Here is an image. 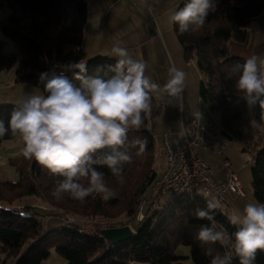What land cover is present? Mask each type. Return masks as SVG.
Here are the masks:
<instances>
[{
    "label": "trees",
    "instance_id": "trees-1",
    "mask_svg": "<svg viewBox=\"0 0 264 264\" xmlns=\"http://www.w3.org/2000/svg\"><path fill=\"white\" fill-rule=\"evenodd\" d=\"M188 2L180 0L176 11ZM0 7L8 10L0 30L18 53V57L4 55L0 42V73L14 67L15 84L28 85L46 94L40 74L59 75V66L70 61L86 63L84 75L88 78L107 79L112 75L109 66L116 63L115 59L101 55L84 57L83 26L88 12L85 0H0ZM263 12L264 0H212L204 25L195 31L181 34L178 25L172 22L184 59H196L200 75L199 98L210 112L219 115V133L228 139L240 137L241 110L229 107L225 99L227 96L243 97L236 88L239 73L233 69L246 61L229 53L228 42L243 43L250 21ZM229 73H232L231 78ZM64 75L74 85H80L72 72ZM18 106H0V119L6 126L11 112ZM159 114L160 107L152 97L150 114L144 116L138 130L128 133L129 142L139 139L146 143L143 151L139 145L128 147L132 160L123 165V183L107 167L98 169L104 173L106 185L116 192L115 197L107 201L97 194L87 197L84 202L74 200L68 194L57 200L52 191L59 177L22 154L8 158L7 163L17 173L18 180L0 181V264L7 261L41 264L51 249L61 255L66 264H182L185 259H190L193 264H210L213 256H223L225 252L233 256L231 264H239L230 249L219 243L201 244L196 239L201 225L213 223L193 215L196 208H206V202L210 200L197 191L169 197L163 205L160 202L157 210L145 209L142 220L135 219L139 203L146 198L151 184L162 171L158 172L156 159L163 151L157 148L154 138ZM17 137L9 132L0 137V145ZM250 176L253 198L264 203V147L251 151ZM81 182L87 186L86 180ZM29 196L40 198L51 211L61 216L83 220L68 223L65 219L59 226L43 233L33 206L18 208L13 204ZM212 215L217 230L230 235L237 230L220 207ZM131 222L136 223L132 236L119 243L111 244L99 234L101 229ZM179 245L189 247L187 257L175 253ZM209 248L212 255L205 254ZM254 264H264V252L257 253Z\"/></svg>",
    "mask_w": 264,
    "mask_h": 264
},
{
    "label": "clouds",
    "instance_id": "clouds-1",
    "mask_svg": "<svg viewBox=\"0 0 264 264\" xmlns=\"http://www.w3.org/2000/svg\"><path fill=\"white\" fill-rule=\"evenodd\" d=\"M211 7L212 0H189L169 19L181 34L195 31L204 25ZM111 52L116 63L109 66V78H88L84 75L86 63L70 61L59 66V75L40 74L46 94H26L11 112L7 126L0 119V137L9 132L19 135L22 155L59 177L52 191L57 200L64 194L80 202L93 194L104 201L114 198L115 190L106 185L104 173L98 169L107 167L123 183V165L132 160L128 147L139 145L143 151L146 143L139 139L129 142L128 133L138 130L144 116L150 114L152 94L162 91L179 97L184 89L186 75L175 66L169 68L170 78L161 89L145 75V63L134 59L126 48L117 43ZM65 72H72L80 85H74ZM233 72L239 73L236 88L246 103L264 108V57L253 55L235 65ZM217 207L214 200H208L206 208L194 210L197 219L213 221L201 225L196 239L230 249L239 264H254L257 253L264 252V203H246L242 212L230 215L229 222L237 228L231 235L216 229L212 212ZM205 254L212 255V249ZM232 259L225 252L213 256L210 264H231Z\"/></svg>",
    "mask_w": 264,
    "mask_h": 264
},
{
    "label": "rangeland",
    "instance_id": "rangeland-1",
    "mask_svg": "<svg viewBox=\"0 0 264 264\" xmlns=\"http://www.w3.org/2000/svg\"><path fill=\"white\" fill-rule=\"evenodd\" d=\"M132 1L135 3L132 4ZM85 0L87 3V19L83 26V41L86 43L90 42V34L92 31L93 26L98 29V33L100 34V40L103 42V48H109L108 45L105 44V38L109 36L113 37H120L121 34V28L123 27V24L126 27V24H129L128 18H132L133 22L135 21V16H137L136 11L140 12L141 15L143 12L147 14V17L149 19V22L152 25H154L155 20H157V24L160 27L162 31V38L165 41V45L162 44V49L164 50V60L161 58L160 55H158V65L159 67L153 71L146 70L145 75L148 76L154 83H157L159 85H165L168 81L169 77V68L172 66H175L177 69L183 71L186 75L185 78V84L184 89L182 91L184 97L188 98L191 95H194L192 98V103L197 98L198 94V70L196 67V59L195 57L190 58L189 60L184 59L183 50L172 30V22H170V16L175 13V11L178 8L179 1L180 0ZM103 12V17L101 20L96 22L97 15ZM264 13V12H263ZM8 14V10L5 7H0V23L2 20L6 18ZM155 18V20H154ZM154 21V22H153ZM99 23V26H98ZM0 42L2 43V52L6 56H17V49L15 48L14 44L8 40L5 36H3L1 30H0ZM252 44V43H251ZM249 44V49L251 50L252 45ZM243 44H239L234 41L228 42V51L231 53L232 56H238V54H242L244 50L247 48H244ZM101 49L102 54H106V52H111L109 50ZM84 57L85 59L92 58V55L89 51H87L85 47ZM138 52V51H137ZM139 53V52H138ZM246 53H249L247 50ZM100 54V53H99ZM112 53H108L107 57L113 58L116 60V58L113 55H110ZM252 54H256V51H253ZM101 55V54H100ZM98 56V55H95ZM103 56V55H101ZM106 56V55H105ZM94 57V56H93ZM242 58V56H241ZM14 67L10 71L3 72V75H5V79H2V83H0V94L2 97L5 96L8 97L7 92L9 89V92L11 95L14 93H17L18 88L15 89L14 85H8L7 80L10 76L14 75ZM194 89L195 93H190L188 91ZM34 91H36L37 94H41L37 89L34 88ZM154 96V102L155 104L160 108L164 107V105H160L161 98L159 97L160 94L153 93L152 97ZM178 99V97H176ZM11 104L13 106L20 105L21 102L17 99L10 100V101H2L0 103V106ZM243 105L239 104V108ZM253 105L247 104V107L244 109H241V120L239 123L238 130L240 132V137H230L229 139L222 136L219 133V130L216 129L215 123L211 120V118L208 117V114L203 111L202 115V121L207 123L208 126L211 128V130L215 131L216 135L220 137L222 140L225 148L223 150L222 155L213 154L210 152H202L201 149H198L200 153L197 151L198 155L201 156V154H209L210 157L213 160L208 161L209 166L211 169V178H213V171H215L217 168L220 169L223 172V167L221 165L222 160L224 157L228 159V161L231 164L232 169L236 173L237 177L239 178L241 188L242 190H247L252 195V188H251V176H250V166H251V151L253 148H261L264 147V117L262 116L263 109H253ZM196 110V107H195ZM160 116L158 117V120L154 127V138H155V144L157 148H159L162 151L161 147V135L158 133V127H166L171 125V117L173 116L171 112V116L169 117L167 114L168 112H165L164 109H160ZM194 115H187L188 120L191 119V117L196 116ZM217 120L218 115L213 114ZM160 131V130H159ZM164 156L161 152V156L156 159V168L158 172L164 169ZM218 162L219 167H217L216 162ZM237 166V168L235 167ZM161 171V172H162ZM1 179V177H0ZM18 180V175L16 179L10 182H16ZM1 181V180H0ZM5 181V180H4ZM8 181V180H6ZM243 190V191H244ZM149 192L147 193L146 197H148ZM167 197H170V194H167ZM218 207H220L228 217L234 213V209H230L227 207L224 208L223 205H221L217 200H214ZM255 201V199H254ZM16 207L20 208L22 205H31L35 208V211L37 215H35L36 219L39 220L41 223L42 232H48L51 229L59 226L62 224L65 219H75V220H83L81 218H75V217H67V216H61L57 212L51 211L48 206L42 202V200L35 196H29L21 199V201H18L17 203H13ZM56 213L55 215L52 214ZM242 212V209L240 210ZM115 221V220H113ZM130 228L135 229L136 223L131 222L128 225ZM189 247L185 245H179L175 249V253L178 256L187 257L189 255ZM49 256L46 260L42 261L41 264H66L64 258L56 253L54 249H51L49 252ZM187 261V262H186ZM5 264H11V262L7 261ZM133 264H145V263H133ZM182 264H193L190 259H185Z\"/></svg>",
    "mask_w": 264,
    "mask_h": 264
},
{
    "label": "crops",
    "instance_id": "crops-1",
    "mask_svg": "<svg viewBox=\"0 0 264 264\" xmlns=\"http://www.w3.org/2000/svg\"><path fill=\"white\" fill-rule=\"evenodd\" d=\"M134 4L135 3L132 1L131 5H134ZM136 13H137V16H135L134 22L132 18H128L127 20L130 21L129 24L127 23L126 27L123 24V27L120 29L121 30L120 37L117 38V37L109 36L105 38V44L108 45L109 48L107 49L103 48V42L100 40L101 39L100 34L98 33L99 31L94 25L92 28L91 34H90V42L88 41L86 43V41L84 42L82 40V49L85 51V47H86L87 51L91 53L92 57L95 55H100V54L103 56L105 55L107 56L108 53H112V52H106V54L105 53L102 54L101 49L103 48L105 50L111 51L113 45L119 43L121 47H124L128 50L129 54L134 59L143 61L146 65V70L154 69L153 71H155L159 67L158 55H160L163 61H165L164 55H163L165 53H164V50L162 49V44L165 45V41L162 38V31L160 27L158 26L157 20H155V18H154L155 23L154 25H152V21L150 24L147 14L145 12H143L142 15L138 11H136ZM103 15H104L103 12H100L96 17V22L100 20V24H101ZM98 26H99V23H98ZM239 44L241 45L243 44V46H245L244 48H247L246 50L242 52V54H238L240 57L242 56V58H244L245 60H247L253 55L264 57V13H261L260 15L253 18L250 21V24L246 32V40L243 43H239ZM249 44L252 45L251 50L248 47ZM247 50L249 51V53H246ZM253 51H256V54H252ZM5 78H6L5 75H3V73H0V80L5 79ZM199 80H200V75L198 73V83H199ZM2 81H0V83H2ZM7 83L8 85L13 84L15 89L18 88V91L17 93H14L13 95H11L8 89L7 98H6V94L4 97H2V95L0 94V103L2 101L13 100V98L22 102L26 94L28 93L37 94L36 91H34V88L28 85L15 84L14 75L8 78ZM160 86H161V89H163V85L161 84ZM198 90H199V85H198ZM188 92L192 94L195 93L193 88L192 90ZM158 94H160L159 97L161 98L160 105H164V107L160 109L165 108V112H168L167 115L169 117L171 116V112L173 114V116L171 117L170 126H166V127L162 126L161 128L158 127V133H160V135L164 134L167 131L179 129L182 124H185L189 121L187 118V115L197 114L196 116L191 117V119L196 118L201 123L208 125L207 123L202 121L203 111L206 112L208 114V117L211 118V120L216 124L215 125L216 129L219 131L221 130L219 115L217 114L218 120L215 117H213L214 113L210 112L208 108L201 102L199 98V94H197V98L194 101V103H192V98L194 95H191L188 98H186L184 97L183 93H181V95L177 99L176 97H170L167 94H164L162 91L158 92ZM242 103L243 105L240 108L241 109L246 108L247 103L244 99L241 100L240 104ZM253 106H254L253 109L261 108L258 104L253 105ZM195 107H196V110H195ZM262 109L263 108H261V110ZM22 146H23V142L21 138L19 137V135L16 139L12 141L4 142L0 145V177H1L0 180L1 181H4V180L13 181L14 179H16L17 173L15 172L14 169H12L8 165L7 159L20 156L22 154L21 153ZM201 151L204 152L203 150ZM198 152L200 153V151ZM201 157H203L207 161H210V160L214 161V159H212L209 154L203 153L201 154ZM216 164H217L216 166L219 167L218 162H216ZM164 166H165V161H164ZM235 167L237 168V166ZM213 174L214 175H213L212 180H214L215 182L222 183L225 181L224 169L222 172L220 169L217 168L215 171H213ZM243 192H244V197H236L233 194L226 193L224 195L225 201H226V205L224 206V208L226 209L227 207H229L230 209L231 208L234 209V212H237V211H240L241 209L243 210L246 203L256 202L254 201V199H252L251 193H249L247 190H244ZM168 198L169 197H167V195L162 196L161 205H163L165 200H167Z\"/></svg>",
    "mask_w": 264,
    "mask_h": 264
},
{
    "label": "built area",
    "instance_id": "built-area-1",
    "mask_svg": "<svg viewBox=\"0 0 264 264\" xmlns=\"http://www.w3.org/2000/svg\"><path fill=\"white\" fill-rule=\"evenodd\" d=\"M243 97H226L229 107H238ZM161 147L165 159L164 170L155 178L149 188V196L143 199L135 216L143 219L145 209L154 211L159 208L162 196L169 193L171 199L188 192H199L210 200H217L225 206V194L244 197L239 178L227 158H223L222 167L225 181L215 182L211 178V169L206 159L199 156L198 149L222 155L225 148L222 140L198 119L192 118L179 129L167 131L161 135ZM67 222H77L68 219Z\"/></svg>",
    "mask_w": 264,
    "mask_h": 264
},
{
    "label": "water",
    "instance_id": "water-1",
    "mask_svg": "<svg viewBox=\"0 0 264 264\" xmlns=\"http://www.w3.org/2000/svg\"><path fill=\"white\" fill-rule=\"evenodd\" d=\"M99 234L109 243L116 244L130 238L133 231L128 225H124L101 229Z\"/></svg>",
    "mask_w": 264,
    "mask_h": 264
}]
</instances>
